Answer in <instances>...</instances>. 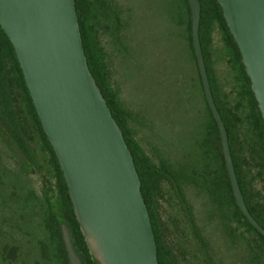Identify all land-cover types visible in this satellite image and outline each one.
Returning a JSON list of instances; mask_svg holds the SVG:
<instances>
[{
  "label": "water",
  "instance_id": "obj_1",
  "mask_svg": "<svg viewBox=\"0 0 264 264\" xmlns=\"http://www.w3.org/2000/svg\"><path fill=\"white\" fill-rule=\"evenodd\" d=\"M192 40L207 104L221 133L237 205L264 236L239 186L200 39L202 5L188 0ZM242 55L264 121V0H217ZM11 41L43 130L59 161L77 221L97 264H159L141 181L124 134L90 71L76 0H0ZM69 264H82L61 222Z\"/></svg>",
  "mask_w": 264,
  "mask_h": 264
},
{
  "label": "rangeland",
  "instance_id": "obj_2",
  "mask_svg": "<svg viewBox=\"0 0 264 264\" xmlns=\"http://www.w3.org/2000/svg\"><path fill=\"white\" fill-rule=\"evenodd\" d=\"M102 1L112 10L107 13L93 4L89 36L104 66L106 85L117 95L126 114V127L140 152L158 163L164 145L183 151L194 141L207 143L212 118L190 48L185 1ZM132 35L135 45L151 49L152 45H164L163 52L150 58L141 47L140 56H133ZM207 47L217 97L225 109L242 118L237 128L241 140L247 126L244 114L249 109L248 101L217 24ZM32 146L30 155L21 152L0 127V250L7 242L19 245L18 264H37L44 255L40 242L47 237L40 209L52 167L38 139ZM190 195L194 221L210 243L213 264H264V245L253 230L234 220L232 209L229 214L218 212L201 183ZM154 211L160 226L168 227L171 261L197 264L191 241H180L176 205L167 206L156 197Z\"/></svg>",
  "mask_w": 264,
  "mask_h": 264
},
{
  "label": "trees",
  "instance_id": "obj_3",
  "mask_svg": "<svg viewBox=\"0 0 264 264\" xmlns=\"http://www.w3.org/2000/svg\"><path fill=\"white\" fill-rule=\"evenodd\" d=\"M93 1L95 0H76V10L79 18V24L83 39V46L85 49V54L88 60V65L91 73L93 74L97 85L101 89L104 98L107 101L109 108L111 109L112 115L117 121L118 125L123 131L125 140L129 149L131 150L134 163L141 181V190L147 205L153 231L156 238L157 248H158V259L159 264H174L171 261V253L168 252L164 246L161 233L160 224L158 218L154 211V201L157 193V179L156 173H153L154 167L150 164L149 159L140 152L135 141L132 139L131 131L126 127L125 117L126 114L123 109L119 106L117 102V95L111 91L105 82L104 66L94 53L95 47L92 45L91 38L89 36L91 31V22L93 19ZM188 11V33H189V43L192 50L193 56L196 60L193 40H192V18L191 9L188 0H184ZM202 5L201 12V22H200V39L202 43V49L205 57V62L207 66V71L213 91V95L228 131L229 144L232 152L233 162L237 174H240V149H237V143L240 145V139L237 133V128L239 122H242V118L239 113H233L231 110L225 109L217 97L216 85L214 80L210 75V68L208 60H210V55L208 52L207 44L211 42L212 32L214 26L221 29L225 47L230 54V61L235 64L237 69L238 77L241 79L245 97L248 101V107L254 112L256 111V122L257 127L261 129L264 136V122L262 119L261 111L258 107L257 100L251 89V80L246 73L245 66L242 61V55L239 47L231 34L226 20L223 16V10L218 4L217 0H200ZM197 63V61H196ZM9 64V66H8ZM198 67V66H197ZM199 71V69H198ZM200 75V73H199ZM201 81V77H200ZM202 84V81H201ZM203 87V85H202ZM204 91V90H203ZM24 95V96H23ZM25 97L26 115L22 111V101L21 97ZM208 106V104H207ZM208 110L210 112L209 106ZM211 113V112H210ZM27 116L31 118L28 121ZM0 127L5 134V137L12 140L15 146H17L21 152L30 155L32 150V145L35 139H38L39 143L46 151L49 162L52 167V173L49 178H47V183L45 184L44 200L50 208L49 214L45 217L44 224L46 230L50 233L54 244L57 246V250L60 257L63 259L65 264H69L67 258V252L65 249V244L62 238L61 222H65L70 230L71 240L75 251L82 260V264H97L92 258L83 234L80 229V225L77 221L73 204L69 195L68 187L65 182L63 172L61 170L59 161L57 159L56 153L48 141V138L43 130L41 121L37 115L36 109L34 107L32 98L30 96L29 90L25 83V79L22 73L21 66L17 59L15 49L5 34L4 30L0 25ZM257 129V130H258ZM215 137L218 140V149L223 155L222 144L220 139V134L218 127L216 126ZM33 152V151H32ZM29 159L33 160L30 156ZM151 170V171H150ZM232 194V191H231ZM245 199L250 213L254 218L261 224L264 228L263 221L256 214L254 209L250 206L248 201V195L245 194ZM237 211L241 216H243L240 208L237 206ZM247 226L253 230L258 238L264 245V236H262L259 231L246 219ZM7 252L11 258H15L18 254V247L8 246ZM264 247V246H263Z\"/></svg>",
  "mask_w": 264,
  "mask_h": 264
},
{
  "label": "flooded vegetation",
  "instance_id": "obj_4",
  "mask_svg": "<svg viewBox=\"0 0 264 264\" xmlns=\"http://www.w3.org/2000/svg\"><path fill=\"white\" fill-rule=\"evenodd\" d=\"M93 3L100 5V7L104 8L107 13L112 10V7L105 1L95 0ZM133 35V45H130L133 56L137 53L140 56L141 47H143V50L147 52L150 58L154 57L156 53H158V55L161 53L164 45H152L153 49L148 45H135ZM134 59L136 58H133V60ZM23 96L21 97L22 101H20V103L22 105V111L26 115L25 111H27V108L25 107L27 103L25 104L26 98ZM210 112L209 114L212 118V125L209 127L207 143H204L203 140L200 142L194 141L190 143L187 148L183 149V151H177L174 149L176 146L168 147L164 145L158 163H154L148 156H146L149 159L150 164L154 167L152 172L156 173L158 176V195L155 196V198L160 197V199L164 200L167 206H173V204L176 205L178 212L175 224L176 227L178 223L181 226L180 230L178 227L176 228L180 235V241L181 243L191 241L197 264H213L212 256L210 255V243L202 237L195 224L192 212V201L189 200L192 198L190 193L196 191L199 183H201V187L204 188L209 195L210 203L218 209V212L222 213L227 211L226 213L229 214V210L232 209L234 220L247 226V217L243 214L241 209L243 216L237 211L238 205L232 188L230 175L227 170L224 154L222 155L220 153L217 145L218 140L215 137L216 126L218 127V125L212 112ZM256 114L257 112H254L250 108L244 114L247 126L245 128L246 131L244 132V137L239 140L241 145L240 174H237V172L236 174L244 199L245 194H247L250 206L254 209L264 224V136L260 127L259 129L257 127ZM27 118L28 121L31 120L29 116H27ZM219 134L221 139L220 130ZM40 210L42 214L41 222L47 237L40 242V245L43 247L44 255L40 256V260L37 264H65L60 257L57 246L54 244L50 233L45 228L44 220L50 210L45 200L44 205ZM18 219L19 221H22V217ZM167 228L168 227L165 225H161L160 233L164 246L169 252L166 237V235H168ZM191 238L193 239V242ZM8 243L9 242L5 243L0 250V262L3 264H18L21 256L19 254L20 246L9 243L11 245L8 246L18 247L17 256L11 258L8 255L6 248Z\"/></svg>",
  "mask_w": 264,
  "mask_h": 264
}]
</instances>
